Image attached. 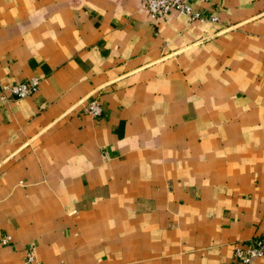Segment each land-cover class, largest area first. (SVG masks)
Masks as SVG:
<instances>
[{
  "label": "crops",
  "instance_id": "obj_1",
  "mask_svg": "<svg viewBox=\"0 0 264 264\" xmlns=\"http://www.w3.org/2000/svg\"><path fill=\"white\" fill-rule=\"evenodd\" d=\"M190 5L0 0V264H237L262 237L264 0Z\"/></svg>",
  "mask_w": 264,
  "mask_h": 264
},
{
  "label": "built area",
  "instance_id": "obj_2",
  "mask_svg": "<svg viewBox=\"0 0 264 264\" xmlns=\"http://www.w3.org/2000/svg\"><path fill=\"white\" fill-rule=\"evenodd\" d=\"M141 7L154 19H164L166 14L173 9L187 16L189 20L200 18V14L192 10L190 0H141ZM37 86L38 80L32 78L26 82L4 86V88L9 90L16 98H22L34 92ZM84 112L91 116H99L102 108L97 99H91L84 107ZM10 239V236H4L2 243L7 244ZM234 256L237 264H251L255 259L264 257V231L262 237L250 248H236ZM25 264H35L33 253L29 250L26 252Z\"/></svg>",
  "mask_w": 264,
  "mask_h": 264
}]
</instances>
